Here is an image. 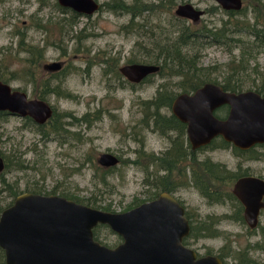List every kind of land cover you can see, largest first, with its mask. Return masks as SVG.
Returning <instances> with one entry per match:
<instances>
[{"label": "rangeland", "instance_id": "1", "mask_svg": "<svg viewBox=\"0 0 264 264\" xmlns=\"http://www.w3.org/2000/svg\"><path fill=\"white\" fill-rule=\"evenodd\" d=\"M125 1L130 3L132 0ZM138 1L140 8L136 11L141 10L143 14L134 21L138 22V26L147 23L139 27V32L166 39L167 33L176 28L174 9L180 2H175L168 9L160 5V0ZM165 1H162L163 4ZM243 1L249 7L250 0ZM184 2H191L205 10L197 23L185 19V24L193 28L206 26L205 29L215 30L223 24L229 28L242 16L238 13L231 16L224 14L212 0ZM46 3L40 8L38 0H28L27 3L25 0L0 1V57L5 53L18 56L9 61L10 67L22 69L25 65L24 57L28 56L18 44L22 39L26 43L44 47V55L39 63V72L42 74L38 77L47 78L41 68L43 63L65 60L63 87L72 97L51 95L47 100L55 107L62 122L67 123L72 118H76L73 121L77 122L70 127L66 125L69 131L66 129L61 135L51 134L47 139L42 138L32 122L25 118L8 114L5 119H0V153L14 161L18 153L26 164L22 170L11 168L5 177L24 192L40 188L37 191L47 194L96 196L101 200L99 204L109 206L112 211L128 210L155 195L156 189L150 182L154 177L151 172L156 169V165L150 162V155L169 149L171 138L177 134L176 131L162 132L152 126L151 122L147 125L141 102L161 92V84L178 93L175 85L177 77L169 76V71L165 69L134 85L115 74L122 64L150 62L149 56L154 45L149 36L125 28L131 17L129 12L99 10L91 16L79 15L70 31L73 35H79L83 29L82 34L88 35L82 40L76 37L66 40L64 34L60 36L58 31L48 32L36 25L39 19L44 22L49 16H52L51 23L60 18L59 9L54 7L53 1L47 0ZM206 34L204 32L200 35ZM51 42L55 43L52 45ZM206 43L200 50L198 64L206 68L213 79L222 82V77L227 75L229 69L239 70L237 48L230 51L228 47L232 44ZM196 47L194 45L193 48ZM246 71L244 75L238 72L243 80L242 91L259 87L260 76H264V52L259 53L255 62L250 61ZM8 83L14 88H25L30 98L36 96L32 85L26 86L21 80ZM164 112L169 114L171 109L164 108ZM67 113L71 117L64 115ZM81 118H87L88 121ZM102 152H111L120 159L117 166L105 168L111 171L107 173L104 183L98 182L103 178L101 170L104 167L97 162ZM196 156L198 159L207 157L221 162L236 173L245 172L241 168L249 167L255 175L264 176V160H248L239 166V157L228 147L202 149L196 152ZM173 193L190 217L194 218V224L207 220L209 216L214 220L220 218L214 226L221 233L200 238L186 237V246L194 249L198 255L210 254L208 251L216 255L222 247L223 250H231L234 258L228 257L229 263L240 260L249 261L250 264L264 263V240H261L264 238L261 229L264 226V212L261 217L263 226L258 232H248L246 225L233 216L223 217L225 214L233 215L235 201H211L191 185L180 186ZM11 199L7 192L0 191V205L9 203ZM100 232V239L107 245L117 242V235L109 229L103 228ZM258 240H261L257 245L259 248L254 250L251 244Z\"/></svg>", "mask_w": 264, "mask_h": 264}, {"label": "water", "instance_id": "2", "mask_svg": "<svg viewBox=\"0 0 264 264\" xmlns=\"http://www.w3.org/2000/svg\"><path fill=\"white\" fill-rule=\"evenodd\" d=\"M221 8L238 11L242 0H212ZM77 14L90 16L99 9L97 0H57ZM177 17L198 21L203 9L191 2H180ZM62 64H43L47 71H59ZM159 66L132 63L120 68L122 75L138 82L156 72ZM228 106L223 118L214 115ZM171 113L186 124L187 139L193 149L221 137L233 146L247 149L264 143V95L254 90L226 91L219 84L206 82L191 92H181L172 101ZM0 112L31 118L37 124L52 117L48 100L30 98L26 91L0 80ZM97 162L111 167L119 162L111 152L99 154ZM5 161L0 155V173ZM233 194L243 206L245 223L255 228L264 209V179L238 178ZM107 225L121 237L109 247L94 238L93 229ZM190 226L183 205L167 191L155 199L125 211H109L57 194L22 192L0 213V248L5 264H223L215 254L197 255L183 244Z\"/></svg>", "mask_w": 264, "mask_h": 264}, {"label": "trees", "instance_id": "3", "mask_svg": "<svg viewBox=\"0 0 264 264\" xmlns=\"http://www.w3.org/2000/svg\"><path fill=\"white\" fill-rule=\"evenodd\" d=\"M38 1L40 2V8L47 4V0ZM49 1H53L54 7L59 9L60 18H58L55 23H51L52 16H49L44 22L43 19H39L36 25L48 32L58 31V35L62 36L64 34L66 40L67 38L72 39V37H76L77 40L85 39L88 34H82L83 29L79 31V35H73V33L70 31L76 23V18L79 16V14L70 10L69 8L61 7L57 0ZM162 1L163 0H160V5L162 7H167L168 9L172 8V6L177 1L184 2V0H166L165 4H163ZM138 2V0H132L130 3L125 0H106L101 6L103 7V10L107 11H119L121 13L129 12L131 17L129 22L125 25V28L129 31L135 30L140 35L145 34L146 36H149V34L147 35L146 33L139 32V27H144L147 25V23H143L141 26H138V22L134 21L136 17H139L143 14V11L141 10L136 11L140 8ZM217 7L220 9V6L217 5ZM220 11L228 16H231L235 13L241 14L242 16L240 20H236V23L232 24L233 26L228 28L223 24L215 30L205 29L206 26L193 28L192 26L185 24L184 18L174 16V20H176L177 24L179 23V26L176 24V26H174L176 28L173 31L167 33L168 36L166 39L153 34L149 36V38L153 40L154 44L152 46V53L149 56V61L160 65V71L158 73H162L165 69H167L169 71V76L177 77L175 85L178 89V93L191 92L206 82L219 84L226 91L240 92L242 91L241 87L243 80L241 79L242 77L240 75L238 76V72L241 73V75L246 74V70L250 66V61L253 60L255 62V59L259 53L264 52V0H250L249 7L248 3H244L243 1L242 8L235 12L224 11L222 9H220ZM232 27H235L234 30H232ZM204 32L205 34L207 33L205 36L200 35ZM205 41H207V43ZM54 43L55 42H51L52 45ZM205 43L206 45L232 44L228 47V49L230 51H233V49L236 48L238 49L239 52L236 56L239 58V70L238 68L229 69L227 75L222 77V82H218L216 79H213L211 77V73H209L206 68H203L198 64L200 50L203 48V46H205ZM18 44L21 51L28 53V56L24 57L25 65L21 67L22 69H11L9 61L13 57L18 58V56H13L11 53L3 54L0 57V80H3L7 83L14 80H21L26 86L32 85L35 88V94L37 98L41 99H46V97L51 95H55L57 97H72V94H70L69 91H66V89L63 87V80L65 78L64 73L66 70L64 66L61 70L54 73L45 72L44 70L45 74H47V78L38 77L41 73L39 72V63L44 55V47L40 46L39 44L26 43L25 40L22 39ZM194 45H197L198 48L196 47L194 49ZM75 51L77 52L78 49ZM16 88L23 91L26 90L25 88ZM160 88H162V91L158 92L156 96L141 102L143 118H151L153 120V126L156 128H164L166 126L165 124H167L168 127L174 128V123H178L177 119L174 118L171 113L166 114L164 112V108H170L172 100L178 93L172 88L168 89L164 84H161ZM250 90H254L259 94L264 95L263 75L260 76V86L251 88ZM227 112L228 106L222 105L214 111V115L218 118H223ZM7 115V112H0V119H5ZM64 115L71 117L69 113ZM98 117L99 116L97 115V118ZM25 120L32 122V126L36 132L39 133L42 138L47 139L51 134L61 135L64 131V126L68 125V123L62 122V118H59L57 111L54 112L52 118L49 121L42 125L34 123L31 118H25ZM81 120L88 121L87 118H81ZM152 120H150V122H152ZM184 127L185 125L181 124L180 131L175 135L174 138H171L170 148L162 152L161 156H155L153 154L150 155V162L156 165V169L151 172L154 177L152 182H150L151 186L156 189L154 196H156L160 191H168L172 193L180 186L191 185L192 187H195L202 196L211 201L218 202L221 199L235 201L236 209L234 210L233 215L225 214L223 217L233 216L235 220H239L244 224L241 204L236 200V198L230 192V189L227 187L230 184L232 174L230 171L228 172V170L224 171L225 169L220 163L213 162L207 157L204 159H198L196 156L197 151H191L188 142H186L187 140L184 138ZM210 146L226 147L227 142H225L221 137H217L213 140ZM188 150L192 156L191 163H188ZM0 155L5 161V168L3 172L0 173V191L7 192L12 198L9 203L0 205L1 213L4 208L12 204L14 198L17 195L24 192L21 191L18 186L16 187L13 183L6 179V172H9L11 168L22 170L26 167V164L25 160L18 153L15 156V161L11 160L4 153H0ZM160 163L162 164L160 165ZM146 170L147 168L145 171ZM101 171L103 178L98 182L104 183L107 173H109L111 170L102 168ZM160 171H164V173L159 174ZM175 176L177 178H175ZM39 189L40 188L37 190ZM28 190L31 192L41 193L34 188ZM61 195L96 208L109 211L111 210L109 206L99 204L101 200H98L96 196L87 197L69 193H61ZM188 218L190 222L189 237L200 238L207 236H217L219 233H221L219 229H216L214 226L220 218L214 220L211 216H209L208 219L210 218V221H207L208 219L202 220L197 224L193 223L194 218L190 217L189 214ZM103 228L110 230L107 225L100 224L93 229V234L96 240H99L101 243L107 245L100 239V231ZM110 231L113 234H116L112 230ZM248 232H250L249 229ZM262 235H264L263 229ZM117 238V242L111 246H107L113 247L122 240L118 235ZM261 240H264V238ZM261 240L251 244V247L254 250L259 248L257 245ZM207 253L214 254L210 251ZM216 255L219 256V258L223 261V264H250L249 261L246 260L229 263L227 258H234L233 251L223 250V247L218 253H216ZM0 264H5L4 251L1 248Z\"/></svg>", "mask_w": 264, "mask_h": 264}, {"label": "flooded vegetation", "instance_id": "4", "mask_svg": "<svg viewBox=\"0 0 264 264\" xmlns=\"http://www.w3.org/2000/svg\"><path fill=\"white\" fill-rule=\"evenodd\" d=\"M0 1H4V0H0ZM26 1V3H27V1L28 0H25ZM98 2H99V9L97 10V11H99V10H103V7L101 6L102 5V3L104 2V1H106V0H102V1H100V0H97ZM59 4V3H58ZM216 4V3H215ZM60 5V4H59ZM217 5V4H216ZM61 6V5H60ZM219 6V5H218ZM61 7H63V6H61ZM66 8H68V7H66ZM220 8H221V6H220ZM70 9V8H69ZM222 10H224V11H229V12H231V11H233V12H235V10H232V9H229V10H226V9H223V8H221ZM70 10H72V9H70ZM73 11V10H72ZM97 11H95V12H97ZM203 11H204V14H205V10L203 9ZM94 12V13H95ZM93 13V14H94ZM92 14V15H93ZM203 14V15H204ZM79 15H81V14H79ZM91 16V15H90ZM201 19V18H200ZM187 20H189V19H187ZM189 21H191V20H189ZM199 21V20H198ZM198 21H191V22H193V23H197ZM57 61H59L61 64H62V66H61V69L63 68V66L65 65V60H57ZM87 63V62H86ZM132 63H147V62H131V63H125V64H122V65H120L119 67H118V72H115V74L116 75H118V76H121L120 77V79H123L125 82H130V83H132V84H134V85H136V84H139V83H141V82H143L148 76H150V75H152V74H156V73H158L159 72V70H160V65L159 64H156V65H158L159 66V69L156 71V72H152L151 74H149V75H146L144 78H142L140 81H138V82H132V81H130V80H128L127 78H125L123 75H122V73H121V71H120V68L123 66V65H126V64H132ZM148 63H150V62H148ZM42 68L44 69V67L42 66ZM45 70V69H44ZM45 72H49V73H54V72H56V71H47V70H45ZM106 72H108V71H106ZM48 73V74H49ZM64 81V80H63ZM250 90V89H249ZM179 94V93H178ZM177 94V95H178ZM176 95V96H177ZM175 96V97H176ZM36 97V96H35ZM174 97V98H175ZM37 98V97H36ZM46 100H47V97H46ZM173 101V100H172ZM50 103V102H49ZM172 103V102H171ZM51 104V106H52V108H53V114H54V112L56 111V109H55V107L52 105V103H50ZM171 106V105H170ZM52 114V115H53ZM172 114V113H171ZM173 115V114H172ZM173 117L174 118H176L177 119V117H175L174 115H173ZM52 118V117H51ZM51 118H49L47 121H49ZM32 120V119H31ZM74 119L72 118L71 119V121H68L67 123H68V125H67V127H70V126H72V125H74V123L75 122H77V120H75V121H73ZM33 121V120H32ZM46 121V122H47ZM145 121H146V124H149L150 123V120H149V118L148 119H145ZM34 122V121H33ZM177 122L178 123H174V128H172V127H168L167 126V124H165L166 126L164 127V128H161V127H158L159 128V130H161V131H163V132H167V131H176V133H178L179 131H180V128H181V124H184L185 125V127H184V130H185V134H184V138H185V140H187L186 142H188V144H189V146H190V150L192 151V150H196L197 152L199 151V150H202V149H206V148H214L215 146H210V144H212V142H213V140L215 139H213L208 145H206V146H203V147H201V148H198V149H193L192 147H191V145H190V143H189V141H188V139H187V135H186V124L185 123H183L182 121H180L179 119H177ZM35 123V122H34ZM152 123V126H153V121L151 122ZM37 124V123H36ZM44 124V123H43ZM39 125H42V124H39ZM66 129H67V131H69L68 129L69 128H66V126H64V131H66ZM217 138V137H216ZM226 142V141H225ZM226 147H228V149H231L232 151H233V153L237 156V157H239V159H240V162H238V165L239 166H241L242 165V163H246V162H248V160H251V161H255V160H264V143H259V144H255V145H253V146H251V147H249V148H247V149H241V148H238V147H235V146H233L231 143H229V142H227V146ZM215 148H218L217 146L215 147ZM222 148H224V147H222ZM168 150V149H167ZM188 160L189 159H192V156H191V153H190V151L188 150ZM156 155H161V152L160 153H158V154H156ZM155 155V156H156ZM99 156V155H98ZM115 156H117V155H115ZM118 157V156H117ZM98 159V158H97ZM118 160L120 161V159H119V157H118ZM213 162H217V161H213ZM217 163H220L223 167H224V171H227L228 170V172L230 171V173L232 174V176H231V181H230V184L227 186L229 189H230V192L232 193V195L236 198V200L239 202V200L237 199V197L233 194V192H232V188H233V185H234V183H235V181L238 179V178H240V177H244V176H256V177H260V178H262V179H264V176H262V175H255L253 172H252V170H251V168H249V167H246V168H241V170L242 171H245V172H242V173H236V172H234V171H231L230 169H228L227 168V166L225 165V164H223V163H221V162H217ZM117 164H119V162L117 163ZM162 163H160V165H161ZM114 166H117L116 164L114 165ZM114 166H111V167H114ZM104 168H108V167H105V166H103ZM109 168H110V166H109ZM176 191V190H175ZM161 192H164V191H160L156 196H154V197H152V198H150V199H148L147 201H150V200H153V199H155ZM168 192V191H167ZM33 193H37V194H41V193H43V192H41V193H38V192H33ZM168 193H170V192H168ZM172 196H174V193L172 192V193H170ZM175 197V196H174ZM176 198V197H175ZM181 204H182V202L178 199V198H176ZM145 202V201H144ZM13 203V202H12ZM142 203V202H141ZM240 203V202H239ZM241 204V203H240ZM11 205V204H10ZM183 205V204H182ZM136 206V205H135ZM8 207V206H7ZM134 207V206H133ZM184 207V206H183ZM241 207H242V216H243V206H242V204H241ZM132 208V207H131ZM184 210H185V216H186V218L188 219V222H189V218H188V212L186 211V209H185V207H184ZM263 212H264V209L263 210H261L260 211V213H259V219H258V225L255 227V228H251V227H249L246 223H245V221H244V224L246 225V227H247V229H249V230H251L252 232H258L257 230L261 227V226H263V224H261V217H262V214H263ZM244 220V219H243ZM207 221H210V218L207 220ZM189 226H190V222H189ZM218 229V228H217ZM261 229H264V226L263 227H261ZM189 234H190V231H189ZM189 234L186 236V237H189ZM186 237H184V239L186 238ZM184 239H183V244H185L184 243ZM121 242V241H120ZM118 244V243H117ZM186 245V244H185ZM198 255V254H197ZM199 256V255H198ZM223 262V261H222ZM264 264V263H263Z\"/></svg>", "mask_w": 264, "mask_h": 264}]
</instances>
